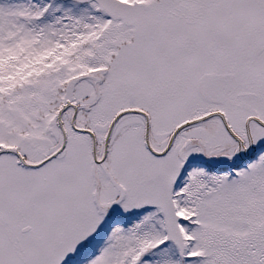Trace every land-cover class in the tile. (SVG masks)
Masks as SVG:
<instances>
[{
    "label": "snow or ice",
    "instance_id": "1",
    "mask_svg": "<svg viewBox=\"0 0 264 264\" xmlns=\"http://www.w3.org/2000/svg\"><path fill=\"white\" fill-rule=\"evenodd\" d=\"M0 264H264V0H0Z\"/></svg>",
    "mask_w": 264,
    "mask_h": 264
}]
</instances>
